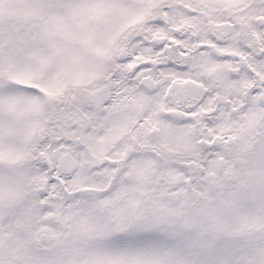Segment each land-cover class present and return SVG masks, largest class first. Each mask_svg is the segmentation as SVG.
Masks as SVG:
<instances>
[{
    "label": "snow or ice",
    "instance_id": "snow-or-ice-1",
    "mask_svg": "<svg viewBox=\"0 0 264 264\" xmlns=\"http://www.w3.org/2000/svg\"><path fill=\"white\" fill-rule=\"evenodd\" d=\"M0 264H264V0H0Z\"/></svg>",
    "mask_w": 264,
    "mask_h": 264
}]
</instances>
